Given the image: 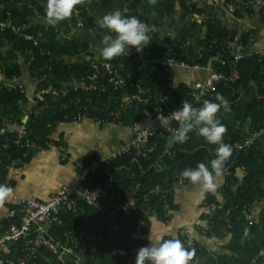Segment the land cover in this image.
<instances>
[{"label": "trees", "instance_id": "1", "mask_svg": "<svg viewBox=\"0 0 264 264\" xmlns=\"http://www.w3.org/2000/svg\"><path fill=\"white\" fill-rule=\"evenodd\" d=\"M95 1L100 10L112 7L114 1L123 3L125 6L120 10L123 16H135L147 24L154 23L152 15L159 20L170 18L177 7L190 17L201 12L197 4L189 5L192 0H157L155 6L149 0ZM252 1L254 0H243L245 3ZM46 2L47 0H0V23L4 24L0 27V126L4 119L9 117L18 122L21 119L19 104L25 97L18 89L5 85L2 79V76L7 80L20 76L18 55L30 62V71L43 80L39 89L45 93V99L39 102L36 112L29 117L28 137L22 141L23 144L29 140L33 141L36 149L44 148V142L50 137L53 129L61 123L74 121L78 114L84 116L82 119L119 122L128 126L139 123L145 117V111L153 113L156 107H161L163 111H173L182 107L184 101H188L192 106L199 108L205 100L215 102L217 94L228 101V110L221 108L217 113L227 128L224 143L230 145L229 141L241 142L262 126L264 90L261 83L264 77V59L258 61L256 58H242L236 66L239 80L234 84L221 82L216 91L199 104L192 103L187 96V88L173 89L165 65L153 62L156 58H160L162 62L172 57L180 63L204 67L217 53H221L224 65L219 62L216 70L229 76L232 73L233 59L225 50V44L230 41L232 35L215 19L204 23L205 37L203 40L197 39L196 43L193 40L200 33L202 26L192 22L173 40L166 38L160 41L157 33L153 32L151 43L142 56L119 57L115 65L122 67L125 75L133 76L132 79L127 77L129 86L139 84L144 91L159 96L149 103L134 102L129 107L122 108L119 92H114L111 88L104 93L99 90L91 93L72 89L67 93L64 91L65 83L70 81L83 80L84 84L91 82L90 77L95 70H92L90 62L66 64L63 60L64 57L80 55L86 50V44L61 40L54 27L33 23L34 17L39 16L42 19L45 16ZM76 9L82 12L85 25L93 26L85 5L82 3ZM22 26H25L24 32L17 33V29ZM26 35L32 39L26 40ZM251 84L256 86L257 92ZM242 92L243 97L239 100ZM135 93L136 89L132 86L129 94ZM164 97L166 99L161 102L160 99ZM248 120L251 123L249 133H246L244 126ZM171 136L168 134L164 138H152L158 143V150L151 160H135L133 155H126L112 163L107 162L95 175L85 178L87 180L83 186L94 189L111 184L116 202H121L129 196L141 197L148 194L155 186L168 191L185 168H195L199 163L209 164L216 157L217 146H209L196 133H190L186 143L174 144L169 148L168 140ZM16 139L15 132L0 135V179L5 178L11 160L22 158L19 162L21 165L31 157V147L28 148L30 155L24 156L27 148L23 144L20 147L14 145ZM262 140L255 141L245 152L232 153L225 165V168L230 167L231 174H234L237 168H243L246 172L243 183L236 191L234 187L238 184L237 180L235 177L229 179L222 191L225 198L224 207L212 217L211 228L216 231V236L224 233L232 235L231 242L225 248L228 253L218 255L195 249L196 264L264 263V256L260 255L264 252V214L258 223L246 220L250 205L264 199V145L260 142ZM110 167L112 169L109 171ZM149 199V202L139 204L141 211H124L118 209L116 204L111 207L110 210L116 213L113 214L116 218L114 224L119 225L116 232L109 222L110 210L106 206L90 208L79 202L75 212L61 213V226H52L49 234L64 244L70 241L71 245L75 237L85 238L90 249V252L86 253L85 264H134L138 250L147 245L146 229H138L142 223L149 224L146 213L156 214L165 220V213L174 208L169 200L165 202L162 194L151 195ZM12 223L13 220L5 221L0 227V236L8 231ZM229 224L231 227L226 229ZM92 240L94 244L91 246ZM24 255L19 252L9 257V260L16 264L19 259L27 257ZM47 257L53 264H73L68 259L61 261L57 256L50 254H47Z\"/></svg>", "mask_w": 264, "mask_h": 264}, {"label": "crops", "instance_id": "2", "mask_svg": "<svg viewBox=\"0 0 264 264\" xmlns=\"http://www.w3.org/2000/svg\"><path fill=\"white\" fill-rule=\"evenodd\" d=\"M83 4L93 21V26L91 27L86 25L82 28L76 25H72L71 27L64 21L55 26H50L46 23L44 19L45 16L42 17V19L39 16L33 18L34 24L54 27L61 40H70L86 44V50L80 55L64 57L63 60L66 64L90 62L92 70H97L98 72V79L93 82L91 80V82L85 85L93 83L96 88L94 90L83 91V80L79 82L70 81L64 85V91H66V93L71 89L75 91L80 90L84 93L96 92L97 90L101 91L98 86L106 84L107 71L105 66L107 63H112L118 77H122L126 80L127 77L129 79L133 77L130 74L125 75L124 69L119 65H115L119 57L113 58L110 61H106L99 57L101 40L104 35H109L111 33L100 29L96 21L109 12L115 10L120 11L125 4L114 1L112 7L101 10L97 8L95 0H84ZM197 5L201 12L199 14L195 13L191 17L188 14H184L183 10L179 7L176 8L174 14L170 18L159 20L155 15H152L151 19L152 22H154L152 25L155 26V33H157V36H164L165 39L170 38L173 40L181 34L182 30L187 25L195 22L202 26L200 33L196 36V39L193 40V42L196 43L197 39L203 40L205 37L206 27L204 23L215 19L230 33V35H232L228 42L232 59L233 56H238L240 60L245 57L256 58L258 61L261 60V55L264 54V11L260 4L251 2L245 3L243 0H221L217 2L200 1ZM234 37H237L238 41H233ZM18 64L21 68L19 77L7 80L2 76V79L5 81V85L12 89H18L25 97L19 104L22 113L21 119L19 122L13 117L4 119V123L0 126V135L12 134V131H15L22 124H25L26 135H28L27 124L29 117L36 112V107L39 104L36 102L37 93H43L45 99V93L39 89V85L43 80L38 79V77L30 71V62H26L22 55H18ZM218 64L219 60L214 57L211 58L204 67H200L197 64L194 66L185 64V67H167L166 71L173 89L184 87L187 88L188 91L196 82L206 80L210 73L216 70ZM110 86L111 85H107V89L111 88ZM251 86L254 91L257 92L256 86L254 84H251ZM118 92L120 94L122 108L129 107L132 103L136 102L129 99V90H118ZM101 93L104 92L101 91ZM243 94L242 92L238 98L239 100L243 97ZM159 109L164 113L170 112L163 111L161 107H156L153 113H148L149 115L144 114L145 117L139 123L128 126H124L119 122L114 123L111 121H97L92 119H75L74 121L57 125L47 141L44 142V148L38 147L36 149L35 144L31 146V157L25 164L20 165L17 162L16 165H13L11 162L12 160L10 161L6 176L4 179H0V183L11 187L13 196L11 200L0 204V227L5 223L4 217L7 211L16 206L14 199L46 202L61 189H73L76 191H78L80 187L85 189L86 187L83 185L87 179L81 177V168L87 166L90 161L96 157L104 158V164L107 162L112 163L115 161L111 158L112 153L116 152L121 146L129 144L136 131L158 129L161 126L157 115ZM262 112L263 120L260 128L263 127L264 108ZM250 123V120H248L247 124L244 126L246 133H249ZM177 126L178 124L175 125L176 128ZM245 139L247 138H244V140ZM15 141L16 140H14V145H16ZM260 142L264 145V139ZM32 143L33 141H31V144ZM205 143L207 142L205 141ZM16 146L20 147L18 145ZM28 153L29 150L27 148L25 154ZM165 153H167V151H165ZM21 159L19 158V160ZM226 168H224L222 175L214 179V187L211 189H205L199 185H194L188 180L180 184H176L175 182L170 189V194L165 197L164 193L166 191L160 189L165 202L169 200L174 208L165 213L163 216L165 220L158 217L156 214H149L150 212L146 213L149 217V224L145 225L142 223L138 229H146L145 238L147 244L148 236L155 238L163 234L165 239L169 237L178 238L185 245L186 237L189 235L190 238L194 240L196 249L207 250L210 253L218 255L228 253L225 248L231 242L232 235L229 233H224L219 237L215 235L216 231L211 228L212 217L214 215L211 208L212 206L219 205H223L224 207L225 198L222 191L226 187L229 179L235 177L237 180L238 184L234 187V191H236L243 183L246 172L243 168H237L234 174H231L230 171L227 175L225 173ZM111 169L110 167L109 171ZM262 188H264V184ZM113 190L114 188L111 184L94 188L95 194H99L103 198V202L100 204L99 208L106 206L107 209L110 210L115 204L119 206L125 203L127 198L121 202H116L117 200L113 195ZM112 211L113 210H110L108 213L110 216L109 222L112 225V229L116 232L119 225L114 224L116 218L113 214L116 213ZM262 214H264V199L250 205L246 214V220L250 223H258ZM229 225H227V227ZM227 227L226 229H229L231 226ZM70 243V241L66 242L65 245H71ZM93 244L92 240L91 246ZM88 245L89 244L82 236L73 239L71 246L75 247L81 255L76 264H85L86 253L90 252ZM260 255L264 256V252H261ZM72 263L74 264L73 261Z\"/></svg>", "mask_w": 264, "mask_h": 264}, {"label": "built area", "instance_id": "3", "mask_svg": "<svg viewBox=\"0 0 264 264\" xmlns=\"http://www.w3.org/2000/svg\"><path fill=\"white\" fill-rule=\"evenodd\" d=\"M201 0H192L189 2V5H194L200 2ZM207 2H217L221 0H202ZM251 3L260 4L264 11V0H254ZM74 20L75 22H73ZM69 26L76 25L77 27L85 26V18L83 14L78 9L73 11L71 17L65 20ZM150 28L154 29L150 33V35L155 32V26L152 24H148ZM4 24L0 23V27H3ZM25 30V26H22L20 29H17V33H23ZM160 41L165 40L164 36H157ZM26 40H31V36L26 35ZM233 41H238L237 37H234ZM226 42L225 50L230 54V45ZM151 43V41H150ZM150 45V44H149ZM148 45V46H149ZM146 49V48H145ZM137 52L135 49H132L128 56L124 57H134L141 56L143 52ZM216 58L219 60L220 65H224L222 61L221 53H217ZM264 59V54L261 55V60ZM240 58L238 56H233V68L232 73L229 76H225L222 71L213 70L209 77L206 80L196 82L191 88L187 91V96L191 99L193 104H199L208 96L216 91V87L221 82L234 84L239 80V71L237 70V63ZM154 63H163L165 67L170 66H182L185 67V63L178 62L175 58L169 57L161 62L160 58H156L153 60ZM197 66V65H196ZM107 78L106 84L99 85V89L101 91H106L107 85H111L110 87L114 91L124 90L128 91L132 86L136 89V93L129 96L131 101L149 103L151 100L158 99L159 96H154L150 94L139 85L132 84L128 85L126 79L117 76L116 69L112 65V63L106 64ZM96 73V74H95ZM95 73L90 77V81H96L98 79V72L95 70ZM261 87L264 90V77L261 83ZM96 86L92 83L90 85H85L82 88L83 91L94 90ZM156 97V98H155ZM166 98L160 99L163 102ZM44 97L43 93H37L36 102H43ZM194 107V106H193ZM176 110L164 113L160 109L158 110V118L161 123V126L158 129L151 130H138L135 132L131 142L129 144L121 146L116 152L112 153V160H116L126 155H133L135 160L143 159L149 161L152 159V156L157 153L158 143L152 140L153 137L156 138H164L166 135H173L174 131L177 129L175 125L178 124L177 121L172 119L171 113ZM145 115H149L147 111L144 112ZM168 117V118H167ZM84 118L83 115H78L76 117L77 120ZM167 118V119H165ZM25 124L19 126L12 133H16L17 139L15 144L21 146L23 144L22 140L25 136ZM179 125V124H178ZM264 139V121L263 127L260 128L257 132L253 133L251 136H248L247 139L243 141H234L230 142V146L232 148L233 154H238L240 152H245L247 149L254 144L255 141ZM34 143H30L29 141L23 146L30 148ZM27 154H24L26 156ZM19 163L20 160L12 161L13 165ZM105 159L96 157L90 161L87 166H83L81 168V177L87 178L93 174H95L104 164ZM230 172L229 167L225 169V173L228 175ZM187 181V179L181 176V173L177 177L176 184H180L182 182ZM162 191L160 187H153L150 192L141 197H132L129 196L125 203L118 206V209L121 210H132V211H141L139 204L141 202H148L151 195L161 194ZM95 191L94 189H84L80 187L78 191L70 190V189H61L57 191L50 200L46 202L27 200V199H14L16 202V206L7 211L5 214L6 220H13V223L9 226V229L6 233L0 236V264H13L10 262L9 257L16 253H22L27 256L25 259L21 258L17 261L16 264H37L41 260L39 264H53L50 259H48L47 254L57 256L59 260L65 261L66 259L72 261L74 264L78 262L81 255L79 251L72 247L71 245L64 244L61 241L53 238L49 234V230L52 226H61L62 222L60 219L61 213L64 211L75 212L77 207L79 206V202L83 203L85 206L90 208H99L100 204L103 202V198L98 194H96L95 199ZM170 194V190L164 193V197ZM223 209V205L212 206L211 210L213 213L220 211ZM44 224L48 225V229L44 228ZM230 227V225L228 226ZM185 247L190 250H195L196 245L195 242L188 235L185 240ZM43 251L45 253H43ZM264 264V263H259Z\"/></svg>", "mask_w": 264, "mask_h": 264}, {"label": "clouds", "instance_id": "4", "mask_svg": "<svg viewBox=\"0 0 264 264\" xmlns=\"http://www.w3.org/2000/svg\"><path fill=\"white\" fill-rule=\"evenodd\" d=\"M83 2L84 0H47L44 19L50 26H55L69 19L76 7ZM149 2L153 6L157 4V0ZM96 23L100 29L111 33L104 35L100 42L99 57L106 61L128 56L132 49L143 51L150 44V33L154 31L137 17H125L119 10L103 15ZM221 108L227 111L228 101L217 94L215 102L205 100L201 107L196 108L190 102L184 101L182 107L171 113L172 119L177 121L179 126L168 140L169 148L174 144L186 143L190 133H196L209 145L217 146L216 157L209 164L199 163L195 168H185L181 172L183 178L205 189L214 187V179L222 175L232 154L231 146L224 143L227 128L217 116ZM26 136L25 131L23 140L27 139ZM12 196V188L0 183V204L11 200ZM94 196L96 199V194ZM194 257V249L186 248L178 238L165 239L162 234L155 238L148 236V244L138 250L134 264H196Z\"/></svg>", "mask_w": 264, "mask_h": 264}, {"label": "rangeland", "instance_id": "5", "mask_svg": "<svg viewBox=\"0 0 264 264\" xmlns=\"http://www.w3.org/2000/svg\"><path fill=\"white\" fill-rule=\"evenodd\" d=\"M65 22V21H64ZM67 23V22H66ZM44 228L45 229H48L49 227H48V225L47 224H44Z\"/></svg>", "mask_w": 264, "mask_h": 264}]
</instances>
